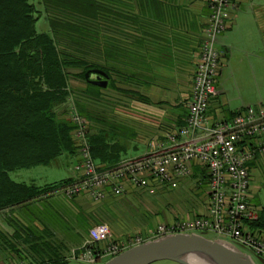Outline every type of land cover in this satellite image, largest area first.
<instances>
[{
  "label": "crops",
  "instance_id": "0c3cea01",
  "mask_svg": "<svg viewBox=\"0 0 264 264\" xmlns=\"http://www.w3.org/2000/svg\"><path fill=\"white\" fill-rule=\"evenodd\" d=\"M108 1L112 12L100 17L104 24L100 62L108 72L103 70L107 84L87 85L82 80L71 79V86L78 93L82 89L86 91L88 114H93L94 119L90 131L102 127L108 142L121 146V160L165 145L169 132L177 133L179 141L185 138L178 132L188 111L191 84L209 17V1ZM231 1V17L216 43L221 51L216 78L219 91L210 99L204 113L205 125L209 127L232 118L247 106L264 105V0ZM202 134L199 130L196 139ZM258 164L264 165V153H256L248 162L250 201L257 189L253 181ZM71 172L68 177H74V171ZM192 172L179 182L182 204L176 202L177 211H164L163 222L207 213L205 168L192 163ZM202 185L205 187L196 201L189 202L185 193ZM126 187L127 191L116 196L117 200L132 199L136 188ZM85 197L91 198L87 194L76 195L78 200ZM251 204L262 218V225L257 227L264 239V206L259 201ZM185 212L191 214L183 217Z\"/></svg>",
  "mask_w": 264,
  "mask_h": 264
},
{
  "label": "trees",
  "instance_id": "16d2710c",
  "mask_svg": "<svg viewBox=\"0 0 264 264\" xmlns=\"http://www.w3.org/2000/svg\"><path fill=\"white\" fill-rule=\"evenodd\" d=\"M111 12L108 0H0V211L73 179L37 185L12 179L10 172L49 164L60 155L73 161L78 152L70 118L74 109L88 120L94 160L105 167L119 162L121 146L109 143L102 127L90 131L94 119L88 114L87 93L71 86V79L92 85L84 74L95 68L108 74L100 62V17ZM39 17L47 21V30L36 29ZM260 225V215L250 222Z\"/></svg>",
  "mask_w": 264,
  "mask_h": 264
},
{
  "label": "built area",
  "instance_id": "2783aa9c",
  "mask_svg": "<svg viewBox=\"0 0 264 264\" xmlns=\"http://www.w3.org/2000/svg\"><path fill=\"white\" fill-rule=\"evenodd\" d=\"M208 21L191 84V97L185 123L177 133L169 132L167 143L141 155L119 160L112 167L98 164L91 153L88 140V120L74 109L70 115L75 123L72 130L78 152L73 160L74 177L54 189L67 197L87 194L96 201L116 197L127 191L128 185L156 194L162 186L176 187L184 177L192 175V163L205 168L207 213L193 218L159 222L148 238L172 232H212L228 238L249 254L264 257V239L258 227L250 226L258 218L249 199L248 162L256 153H264V105L247 106L228 120L206 126L204 115L210 99L217 95L216 78L221 51L218 35L227 26L231 0H208ZM202 135L196 139L197 133ZM110 241L99 251L92 247L80 255L81 259L96 262L109 258L129 245ZM226 240V239H225Z\"/></svg>",
  "mask_w": 264,
  "mask_h": 264
},
{
  "label": "rangeland",
  "instance_id": "374dc122",
  "mask_svg": "<svg viewBox=\"0 0 264 264\" xmlns=\"http://www.w3.org/2000/svg\"><path fill=\"white\" fill-rule=\"evenodd\" d=\"M47 28V21L39 17L36 29ZM72 163V159L60 155L49 164L14 169L10 177L37 185L56 182L70 176ZM257 166L253 181L257 189L250 202L259 201L264 206V165ZM203 187L190 189L189 193H185L186 199L196 201ZM161 188L159 193L149 195L136 189L131 200L129 197L128 200L109 197L100 201L87 197L78 200L76 195L67 197L53 191L0 211V264H38L39 261L53 260H60L59 264H102L107 258L91 262L81 259L80 255L86 247H92L97 252L110 241L125 245L136 242V237L144 240L157 223L165 221L164 211H177L176 202L182 204L178 195L182 188L180 184ZM187 213L183 217L191 214ZM206 235L217 237L212 232ZM250 255L256 264H264L259 256ZM149 264L181 263L160 259Z\"/></svg>",
  "mask_w": 264,
  "mask_h": 264
},
{
  "label": "water",
  "instance_id": "95a60500",
  "mask_svg": "<svg viewBox=\"0 0 264 264\" xmlns=\"http://www.w3.org/2000/svg\"><path fill=\"white\" fill-rule=\"evenodd\" d=\"M88 82L104 87L106 73L99 68L85 72ZM264 263V257L258 255ZM160 259L181 264H256L253 256L231 241L209 237L205 232H172L131 244L102 264H149Z\"/></svg>",
  "mask_w": 264,
  "mask_h": 264
},
{
  "label": "bare ground",
  "instance_id": "6f19581e",
  "mask_svg": "<svg viewBox=\"0 0 264 264\" xmlns=\"http://www.w3.org/2000/svg\"><path fill=\"white\" fill-rule=\"evenodd\" d=\"M196 264H203V263H196Z\"/></svg>",
  "mask_w": 264,
  "mask_h": 264
},
{
  "label": "flooded vegetation",
  "instance_id": "af4514ba",
  "mask_svg": "<svg viewBox=\"0 0 264 264\" xmlns=\"http://www.w3.org/2000/svg\"><path fill=\"white\" fill-rule=\"evenodd\" d=\"M91 74V73H90Z\"/></svg>",
  "mask_w": 264,
  "mask_h": 264
}]
</instances>
